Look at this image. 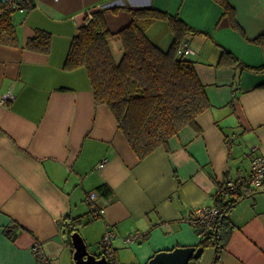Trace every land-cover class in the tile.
<instances>
[{
  "label": "crops",
  "instance_id": "0c3cea01",
  "mask_svg": "<svg viewBox=\"0 0 264 264\" xmlns=\"http://www.w3.org/2000/svg\"><path fill=\"white\" fill-rule=\"evenodd\" d=\"M32 2L12 13L18 46L0 44V264H36L34 240L50 264H75L71 240L62 233L65 220L74 218L87 249L98 257L103 234L112 232L119 264H145L158 251L196 245L201 238L189 221L191 210L213 205L220 183L248 175L253 154L264 156V72L219 64L221 46L249 66L264 63V48L253 41L264 33V0H229L240 29L214 0ZM108 6H153L205 32L184 41L211 106L198 116L197 128L182 127L168 149L159 147L144 159L109 108L95 102L86 68H64L86 15ZM104 17L112 33L131 20L126 10ZM38 29L51 35L47 53L24 47ZM146 33L162 49L173 38L162 20ZM108 43L118 61L121 40L113 35ZM263 189L264 183L230 211L234 228L216 264H264ZM90 192L104 209L100 217L89 212ZM132 232L142 237L126 242ZM94 243L97 252L90 249Z\"/></svg>",
  "mask_w": 264,
  "mask_h": 264
},
{
  "label": "trees",
  "instance_id": "16d2710c",
  "mask_svg": "<svg viewBox=\"0 0 264 264\" xmlns=\"http://www.w3.org/2000/svg\"><path fill=\"white\" fill-rule=\"evenodd\" d=\"M214 1L222 6V16L229 24L240 29L235 8L229 0ZM32 6V0H0V44L18 46L12 13L16 9ZM119 10L128 11L131 20L122 29L112 33L104 14L106 11L116 13ZM158 20L166 21L173 34L167 49L153 43L146 33V29ZM204 33L187 24L177 14L173 15L153 6L97 8L86 15L85 22L72 37L64 68H86L95 102L109 108L133 152L139 159H144L159 147L168 149L169 139L182 127L190 125L197 128L198 116L211 106L206 85L195 68V61L178 53L189 34ZM113 35H117L122 44V55L118 61L115 60L108 43ZM253 41L264 48V33L259 34ZM50 45V33L38 29L26 40L24 47L47 53ZM221 48L219 64L237 65L241 69L264 72V63L249 66L231 51L222 46ZM259 188L243 182L238 185L236 192L222 196L221 183L219 184L214 195V204L221 211L214 229L195 245L201 249V255L206 247L213 248V264L218 262L234 228L229 217L230 211L239 200L254 194ZM65 222L69 223L71 232L80 224L77 218ZM201 255L192 257L187 264H198Z\"/></svg>",
  "mask_w": 264,
  "mask_h": 264
},
{
  "label": "built area",
  "instance_id": "2783aa9c",
  "mask_svg": "<svg viewBox=\"0 0 264 264\" xmlns=\"http://www.w3.org/2000/svg\"><path fill=\"white\" fill-rule=\"evenodd\" d=\"M191 51L188 42L183 41L178 53L187 56ZM1 102L5 101V98L0 99ZM254 151V150H253ZM252 151V152H253ZM104 160L99 166H102ZM246 182L253 188H259L263 186L264 183V156L258 153L253 154L250 163V172L246 176L229 178L221 183L220 193L222 196L230 195L237 191L238 185L240 183ZM95 192H90L85 197V200L89 206L90 212L94 217H100L104 209L99 208L94 204ZM221 209L217 205H204L196 206L191 210L189 221L200 238H204L209 232L214 229L215 221L220 213ZM113 234L110 230H106L103 234L100 242V256H104L107 264H119L116 251L114 250L111 239ZM142 237L139 232L129 233L124 240L126 242H134ZM31 252L35 259L36 264H50L49 258L47 257L43 246L39 240H34L31 245Z\"/></svg>",
  "mask_w": 264,
  "mask_h": 264
},
{
  "label": "water",
  "instance_id": "95a60500",
  "mask_svg": "<svg viewBox=\"0 0 264 264\" xmlns=\"http://www.w3.org/2000/svg\"><path fill=\"white\" fill-rule=\"evenodd\" d=\"M4 2L5 0H1ZM69 223L65 222L62 233L69 236L73 246V259L75 264H107L104 256L98 257L90 253L86 242L79 230L69 231ZM201 255V249L195 245L177 246L170 250H161L150 257L145 264H187L192 257Z\"/></svg>",
  "mask_w": 264,
  "mask_h": 264
},
{
  "label": "rangeland",
  "instance_id": "374dc122",
  "mask_svg": "<svg viewBox=\"0 0 264 264\" xmlns=\"http://www.w3.org/2000/svg\"><path fill=\"white\" fill-rule=\"evenodd\" d=\"M118 43L117 44H114L113 45V51H114V53H115V55L117 56L118 55V53H119V51H118V48H119V50H120V42L119 41H117ZM170 45V44H169ZM169 46H167V48H168ZM166 48V49H167ZM94 245V247L93 248H90L91 249V251H96L97 252V249H96V243H94V244H92L91 245V247ZM213 248H211V247H206L205 249H204V251H203V253H202V255H201V257H200V259H199V263L198 264H213V258H214V254H213ZM129 256V255H128ZM131 263H137L136 262V260H128V261H126V260H124L123 259V262H122V264H131Z\"/></svg>",
  "mask_w": 264,
  "mask_h": 264
}]
</instances>
